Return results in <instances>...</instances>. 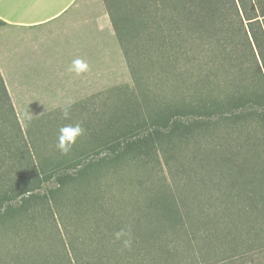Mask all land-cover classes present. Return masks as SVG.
<instances>
[{"label": "trees", "instance_id": "1", "mask_svg": "<svg viewBox=\"0 0 264 264\" xmlns=\"http://www.w3.org/2000/svg\"><path fill=\"white\" fill-rule=\"evenodd\" d=\"M104 3L130 72L134 77L137 76V95L147 125L52 171L40 174L0 74V114L3 122H10L16 129L21 145L15 149L20 158L24 159V163L15 162L14 149L10 151V159L0 156L2 165L9 160V167L13 168L3 169V174L0 173L3 176L0 181V222L2 225L32 227L38 213L37 205L45 202L59 223L57 225L63 238L62 259L66 264H139L141 247L135 245L137 241L149 242L148 247L160 253L155 262L175 264L158 210L147 187V228L138 234L130 230V248H125L121 241L115 239V232L125 228V222L114 214L109 218V222L114 224L111 226L108 223L105 230L100 232L110 244L100 242L94 246L90 241L92 236L90 240L87 237L79 240L72 227L76 218L75 211L61 199L62 193L69 188L73 189L76 197V192H80L78 188L87 187L90 184L89 173L97 177L93 182L98 183L99 175L94 172L106 173L128 162L138 167L142 156L158 151L200 263L209 264L205 262L198 242L209 237L210 232H199L200 223L197 220L195 224V208L188 191L189 182L184 177V171L176 167L175 151L193 142L197 151L205 149L206 152H203L212 156L215 179L210 182L207 206L216 215L214 220L209 217L206 225L215 229L218 217L225 228L218 239L225 242L230 253L221 260L229 264L235 261L244 263L248 258L254 264V255L264 253V0H231L232 6L218 0H194L192 4L180 0L172 5H145L131 11L130 18L121 17L112 9L108 0H104ZM230 8H234L239 17L241 47L259 59L258 67H261L256 75H249L245 71V62L239 54L232 61H237L233 65L241 73H235L232 77L220 73L229 71L227 65L231 63L228 55L219 60L211 57L216 46L226 53L227 49H236L239 45L233 42L230 22L222 16L229 14ZM0 24L4 22L0 20ZM125 29L130 33L129 38L123 35ZM99 31L107 34V46L111 47L113 34L110 28H101ZM135 32L144 35L142 48L146 52H153L147 53L145 60L149 61L151 57L153 60L154 53L158 54L160 70L152 72L150 76L154 75L169 84L163 96L146 94L142 76L137 74L138 68L131 64L129 54L131 56L134 52L139 59L144 55L137 52L139 46L135 43ZM131 49L135 51L129 52ZM0 142L8 146L9 140L2 135ZM50 180L54 186L48 194L36 193L43 182ZM14 201L16 204H12ZM70 213L75 216L71 218ZM99 214L98 211H90L88 216L83 214V222L91 218H95L96 223L104 220ZM176 223L179 224V220ZM88 232V235L98 234L94 230ZM148 253L151 255L149 258L153 259L152 254ZM44 262H48L47 258Z\"/></svg>", "mask_w": 264, "mask_h": 264}, {"label": "rangeland", "instance_id": "2", "mask_svg": "<svg viewBox=\"0 0 264 264\" xmlns=\"http://www.w3.org/2000/svg\"><path fill=\"white\" fill-rule=\"evenodd\" d=\"M176 1L180 0H108L112 4V9L125 18H130L132 16L131 11H136L145 5H162V3L172 5ZM184 1L192 4L194 0ZM218 1L227 6H232L231 0ZM230 9L229 14L222 16L230 22L233 42L239 45L236 49H227L226 53L221 47L216 46L212 50L211 57L219 60L220 57L224 55L227 57L228 55L227 58L231 64L227 65L229 71L220 72L221 74L223 72V76L232 77L235 73H241L239 68L233 65L237 61H232L237 54L245 62V71L249 75H256L260 72L261 67H258L259 59L256 57L257 61L256 58L250 55L248 50L246 51L241 47L239 17L234 8ZM127 26V28H130L129 25ZM107 27L110 28L113 34L111 47L107 46V34L99 31V29ZM129 34L125 29L124 37L129 38ZM134 38H136L135 43L139 46L137 52L140 51L139 53L144 55L139 59L132 52L135 49H131L129 51L132 52L131 56L129 54L128 57H130L132 66L138 68L139 72L137 74L142 76L145 92L149 95L152 94L154 97L163 96L165 90L169 89V84L165 81L162 82L154 75L150 76L152 72H158L161 67L157 52L154 53L153 60L152 57L149 61L145 60L147 53L149 54L151 51L146 52V49L142 48L144 35L137 33ZM76 58L86 60L91 70L80 76L69 72L68 68L72 60ZM128 65L114 35L112 21L108 16L104 0H84L76 16L73 15L67 22L30 28L26 32H14L0 24V74L7 87L15 116L40 174H45L62 166L69 162L67 160L73 159L76 155L77 158L82 156L83 154L79 152V148L85 144L82 143L85 142L83 140L85 134H98L95 140H99L101 143L104 138L116 140L147 125L137 95L135 85L137 76L134 77L131 74ZM261 70L263 71V69ZM138 81L140 83V80ZM82 88L89 90V93L83 97L86 101L83 104L87 105L84 107H81L82 104H78V107L73 106L70 109V119L68 120L62 118L61 112L67 101L45 102L49 98L58 100L57 97L60 93L73 92ZM243 91H245V88H243ZM91 93V97L86 96ZM88 97L89 100L87 101ZM80 98L77 102L80 101ZM25 110L32 115L31 121L27 123L22 116ZM77 122L82 124L85 134L77 140L71 152L63 155L59 150L50 151L49 148L55 144L49 142V133H56V130L58 131L61 126ZM11 125L8 121L3 122L0 114V138L5 135L9 140L8 146L5 142H0V156L4 159H10L8 158L10 151L14 149L16 153L14 155L15 162L24 163V159L20 158L19 152L15 149L20 147L21 143L16 136V129ZM54 142L57 144V138ZM97 142L94 143L98 144ZM203 151L206 152L205 149L197 151L193 142L177 149L175 151L176 167L178 166L180 170L184 171V177L189 182L188 191L195 208V224L197 220L200 223L199 232L201 233L202 230L207 234L210 232L209 237L202 238L203 240L198 242L205 262L209 264L215 262L229 264L221 260L224 256H229L230 253V250L224 244L225 242L220 238L218 239L225 232L222 222L217 217L218 223L215 225V229L211 228L210 225H208L209 227L206 225L209 217L210 220L212 218L214 220L216 215L214 214L215 211L207 206L210 198V182L215 177L212 171V156H207ZM52 155L55 156L52 157ZM59 155L64 156L65 160H58ZM8 163L9 160L4 165H2V162L0 163L1 174L4 170L10 168ZM94 173L99 175L98 183L93 182L96 180V176L89 173L90 184L87 187L78 188L80 192H76V197H74L75 194L73 195L72 188L62 193V201L68 203L71 209L75 211L76 216L71 213L70 216L71 218L72 216L76 217L72 227H74L79 240H83L85 237L90 240L92 236L90 241L93 242L94 246H97L100 242L101 244H110L108 243L109 240L104 238L101 233L108 223L111 226L114 224L109 222L112 214L120 216L122 221L125 222V228H130L136 234L145 231L147 228V208H149L146 205L145 192L147 190L158 210L161 223H167L171 227V225L176 224L175 218H178L179 222L184 224V229L187 228L174 195L170 178L158 151L142 156L138 167L135 163L128 162L122 163L106 173L103 171ZM2 177L0 176V181L3 180ZM53 186L54 182L52 180L45 181L36 193L40 195L48 194ZM154 194L155 196H153ZM167 194H172L170 196L173 199L171 197V199H168ZM155 199L161 203V207H158V204L156 205ZM95 203L97 204L94 205ZM12 204H16V201ZM47 206L48 204L46 205L45 202L37 205L38 213L32 227L27 228V226L24 227L19 224L2 225L0 222V264H66L65 260L62 259L63 238L59 230V223L57 219H54L51 210L49 211ZM90 211H98L101 218L104 217L102 218L104 220L96 223V219L91 218L86 223L83 222V214L88 216ZM96 217L98 218V216ZM202 221L203 224L201 225ZM162 228L165 235L163 223ZM205 229L207 230L205 231ZM91 230L97 231L98 234L88 235V231ZM186 233L188 239L185 238L184 242H188L189 246H195L188 229ZM135 245L141 247V263L139 264H163L159 261H157L158 263L155 262L160 253L158 254L156 249H150L148 247L149 242L137 241ZM169 248L175 263V256L170 245ZM148 252L152 254L153 259L149 258L151 255ZM179 254L181 253L178 252L176 255L179 260L178 264H186ZM45 258L48 260L46 263L44 262ZM253 258L254 264H264V253L256 254ZM230 264H253V260L249 261L247 258L244 263L235 261Z\"/></svg>", "mask_w": 264, "mask_h": 264}, {"label": "crops", "instance_id": "3", "mask_svg": "<svg viewBox=\"0 0 264 264\" xmlns=\"http://www.w3.org/2000/svg\"><path fill=\"white\" fill-rule=\"evenodd\" d=\"M83 1L84 0H0V20H2L4 22L3 25L11 31L26 32L30 28L46 27L48 25L67 22L69 19H71L73 15L76 16L77 12L80 10ZM88 93L89 90H84L82 88L79 90H74L73 92L60 93L57 97L58 100L49 98L45 102H61L71 99L74 101L71 108H73V106L78 107V104H82L81 107H84L87 104H83L84 102H86L85 98L83 97L85 94ZM92 93L86 96L91 97ZM89 97L87 101L89 100ZM78 98H80V101L78 102H82V103L77 102ZM36 107H38V105H36ZM97 135L98 134H93V133L84 135V138L86 139L83 138L85 142L82 143L85 144H83V147L81 146V148H79V152L83 154L82 156L115 140V139L111 140L109 138L108 139L104 138L100 143L99 140H95V138H97ZM57 136H58L57 130L56 133L55 132L49 133V138H50L49 142L55 144L54 146H51L49 148L50 151L53 152L58 151V148L56 147V142H54L56 141ZM94 142L95 143L97 142L98 144H95ZM54 156L55 155H52V157ZM59 156L60 157L57 158L58 160L60 161L65 160L64 156L62 155ZM75 159H77V155L73 157V159L67 161L70 162ZM171 193L173 194L172 191ZM172 194L169 195L167 194L166 197H168V199L171 198L173 199V197L170 196ZM153 196H155V194ZM155 201H156L155 202L156 205L158 204V207H161V203L158 202V200L156 199ZM175 219L178 220V218ZM180 221L182 220L180 219ZM162 223L165 231V236L167 238V242L171 246V249L175 256V261H176L175 263L178 264L179 262V260L176 257V255L179 252L181 253L179 255L182 257V259L186 264H201L197 252L195 250V247L193 245L189 246L188 242L187 243L184 242L185 238L188 239L186 233L187 228L184 229V224L183 223L181 224L179 222V224L176 223L175 225H171L170 227V225H168L167 223L166 224H164V222ZM180 237H182L183 239L182 238L180 239Z\"/></svg>", "mask_w": 264, "mask_h": 264}, {"label": "clouds", "instance_id": "4", "mask_svg": "<svg viewBox=\"0 0 264 264\" xmlns=\"http://www.w3.org/2000/svg\"><path fill=\"white\" fill-rule=\"evenodd\" d=\"M90 70L91 68L89 63L82 58L73 59L68 68L69 72L75 73L77 76L88 73ZM73 103V100L68 99L65 106L61 109L63 119H70V109ZM22 116L26 123L30 122L32 119L31 113L27 110H25ZM84 134L85 129L80 122L63 125L58 130L56 147L61 152V154L67 155L71 152L77 140ZM114 235L115 239L121 241L125 248H130L132 246L130 228H121L115 232Z\"/></svg>", "mask_w": 264, "mask_h": 264}]
</instances>
